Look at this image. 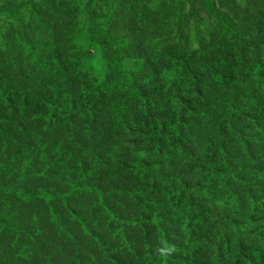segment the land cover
I'll return each mask as SVG.
<instances>
[{"label":"rangeland","instance_id":"374dc122","mask_svg":"<svg viewBox=\"0 0 264 264\" xmlns=\"http://www.w3.org/2000/svg\"><path fill=\"white\" fill-rule=\"evenodd\" d=\"M237 1V9L248 2ZM225 10L235 15L228 6ZM195 12L210 19L199 0H97V7L80 0H0V97L9 98L3 75L19 81L45 62L52 74L51 103L63 112L76 85L88 90L81 109L62 124L57 146L46 149L37 140L26 146L18 140L0 142V264H221L231 248L232 261L244 260L241 250L249 238L239 227L254 214L263 221L264 208L258 202L264 194L259 192L258 200L254 193L260 187L248 190L244 184L252 182L264 162V111H250L248 124L260 143L252 153L234 155L239 163L215 185L224 207L203 227L194 217L173 211L177 177L168 178L199 158L208 159L202 153L208 126L199 128L200 136L187 127L178 130L180 142L190 138L195 158L189 160L157 145L167 133L159 136L158 124L151 119L165 107L159 99L152 101L158 112L149 106L150 94L161 84L155 80L187 95L189 71L164 60L166 52L178 53L164 39L148 37L147 25L166 17L176 25L173 39L178 41L183 28L179 48L188 50L195 41L190 36L198 21ZM91 14L117 40L123 63L116 70L122 74L118 79L124 94L109 75L107 47L90 34ZM66 16L71 26L65 24ZM215 27L213 21L209 29ZM27 40H35L31 59L20 60L15 48ZM6 61L22 67L6 66ZM38 107L41 113L43 105ZM173 113L163 121L172 125ZM22 117L20 111L18 120L31 123L23 127L38 135L36 118ZM42 125L46 140L51 133ZM3 129L0 136H8ZM234 140L243 143L242 136ZM133 146L150 148L157 161L152 172L144 174L130 165ZM212 158L223 168L229 162L223 155ZM97 200L104 208L95 207ZM253 244L264 248L261 238H253Z\"/></svg>","mask_w":264,"mask_h":264},{"label":"trees","instance_id":"16d2710c","mask_svg":"<svg viewBox=\"0 0 264 264\" xmlns=\"http://www.w3.org/2000/svg\"><path fill=\"white\" fill-rule=\"evenodd\" d=\"M206 13H209L207 20L198 13L195 17L197 22L192 26L190 36L195 37V41L190 44L188 50L180 47V40L183 36V28L179 30V39H173L176 25L169 22L164 17L157 23L147 25L146 35L148 37H160L167 42L169 49H176L178 54H163L165 61L180 63L187 67L189 71L187 95L180 90L174 91L170 87H164L158 78L156 83L158 92H153L149 97V106L153 107V99L165 102L162 113L158 116L151 115V119L158 124L159 136L167 133L164 139H157V145L163 148H172L178 152V156L186 157L189 160L195 158V153H191L190 138L181 141L179 131L183 127L189 128L190 134L200 136L199 128L208 126L206 138L202 141L203 154L208 159L199 158L192 163L185 172L178 171L177 174L169 176V181L177 180L173 185L174 200L172 209L174 212L187 214L189 218L194 217L203 227L208 224L209 218L221 205L220 195L217 193L215 185L227 172L232 171L239 163L235 156L240 151L252 153L254 145L260 142L253 126L248 124L250 111L261 109L264 111V0H248L247 4L237 9V0H199ZM81 3L97 7V0H80ZM234 10L235 15L225 10V7ZM97 13V11L95 12ZM90 34L100 39L109 52L108 69L109 75L119 90L125 93V86L118 79L122 74L117 68L122 67V55L117 46V40L109 31H104L99 20L90 15ZM118 18L116 17V20ZM66 25L71 26L68 16L65 17ZM214 21L216 27L209 29V25ZM101 29L102 35L99 34ZM214 30V31H213ZM71 36L69 39H73ZM199 40L201 43H196ZM35 40H27L15 48L16 56L21 59L30 60V48ZM170 59H173L171 61ZM19 60V61H20ZM184 62L185 65L182 63ZM64 69L68 71L71 66L70 61ZM162 64V60H157ZM6 66H20V63L6 61ZM39 70L28 72L22 80L15 81L8 74L3 75L2 85L9 98L6 100L0 97V129L4 126L8 136H0V142L10 144L18 140L22 145H29L37 140L41 147L48 149L59 144L62 124H68L71 114L77 113L81 109V103L86 98V91L78 84L74 94H69L64 112L59 104L51 103L52 74L48 69V63L38 65ZM84 73V72H83ZM86 73V72H85ZM89 75L88 73H86ZM94 87V86H93ZM101 92L102 91H98ZM22 96V98H20ZM43 105L40 113L39 105ZM174 110L172 125L164 122L169 116V112ZM20 111L23 112L22 119L36 118V135L30 128H24L23 124L31 126L30 122L18 120ZM156 111V110H155ZM158 112V111H156ZM36 113L35 115H32ZM164 120V121H163ZM46 131L51 133L45 140L43 125ZM89 126V125H88ZM170 131V132H168ZM242 136L243 143L231 138ZM45 140V141H44ZM264 140V137L260 139ZM130 165L140 172L147 174L157 167L156 158H153L150 148L142 149L140 146L131 147ZM223 155L229 162L225 168L214 162L212 156ZM177 156V157H178ZM251 169V168H250ZM249 169V170H250ZM259 174L253 177L252 182L244 184L248 190L254 186H259L258 192L254 193L259 200L258 193L264 194V162L258 167ZM264 208V198L258 202ZM95 207L104 208L99 200L95 202ZM231 206V204H230ZM105 209L109 213V202ZM120 212V211H116ZM263 221L260 214L249 216L243 225L239 227V233L245 234V247L243 251L244 260L235 262L230 259L234 252L231 248L228 258L221 264H264V248L253 244V238L258 237L264 240V212ZM193 219V218H192ZM232 228V222H228ZM226 236L228 233L226 231ZM251 238V239H250ZM230 242L226 240V246Z\"/></svg>","mask_w":264,"mask_h":264},{"label":"clouds","instance_id":"9594fccd","mask_svg":"<svg viewBox=\"0 0 264 264\" xmlns=\"http://www.w3.org/2000/svg\"><path fill=\"white\" fill-rule=\"evenodd\" d=\"M136 149V146H133ZM220 197V196H219ZM228 233V232H227Z\"/></svg>","mask_w":264,"mask_h":264}]
</instances>
